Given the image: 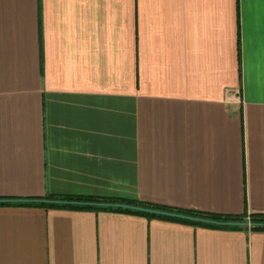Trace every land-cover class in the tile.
Returning <instances> with one entry per match:
<instances>
[{"label": "crops", "instance_id": "1", "mask_svg": "<svg viewBox=\"0 0 264 264\" xmlns=\"http://www.w3.org/2000/svg\"><path fill=\"white\" fill-rule=\"evenodd\" d=\"M47 196L264 215V0H0V197ZM0 264H264V230L7 205Z\"/></svg>", "mask_w": 264, "mask_h": 264}, {"label": "trees", "instance_id": "2", "mask_svg": "<svg viewBox=\"0 0 264 264\" xmlns=\"http://www.w3.org/2000/svg\"><path fill=\"white\" fill-rule=\"evenodd\" d=\"M4 200H8V198H1ZM13 200L10 202H3L0 203V206H7V205H26V206H38V207H45V208H57V209H72V210H93V211H117L121 213L133 214L138 216H143L149 219H159L167 222L172 223H179V224H187L192 226H201V227H208V228H216V229H224V228H232V229H242L243 227L240 226H221L215 223H202L196 222L192 220H188L185 218L179 217H172L166 214H176L186 217L192 218H199L205 219L212 222H245L246 217H249L250 224H255V226H251L252 230H264V215H247L244 213L240 216H229V215H220V214H213V213H204L198 212L197 210H190V209H182V208H175L167 205L145 202L140 200H124V199H107V198H96V197H73V196H63V197H56V196H47L42 199H9ZM8 200V201H9ZM43 200H56V201H67V202H87V203H104V204H122V205H129L133 207H138L147 210H152L160 212V214L150 213V212H143L141 210L135 209H126V208H115V207H107V206H95V205H78V204H59V203H46ZM164 213V214H163Z\"/></svg>", "mask_w": 264, "mask_h": 264}, {"label": "water", "instance_id": "3", "mask_svg": "<svg viewBox=\"0 0 264 264\" xmlns=\"http://www.w3.org/2000/svg\"><path fill=\"white\" fill-rule=\"evenodd\" d=\"M10 201H13V200H4V199H0V203H3V202H10ZM43 202H46V203H59V204H78V205H88V204H91V205H95V206H107V207H115V208H126V209H135V210H141L143 212H150V213H157V214H160V212H157L156 211H152V210H147V209H143L142 208H138V207H133V206H129V205H122V204H104L103 202L102 203H87V202H67V201H56V200H43ZM164 214V213H163ZM168 216H172V217H179V218H185V219H188V220H192V221H196V222H202V223H215V224H218V225H221V226H240V227H246V226H255V224H248V223H245V222H212V221H208V220H205V219H199V218H192V217H186V216H181V215H176V214H166Z\"/></svg>", "mask_w": 264, "mask_h": 264}, {"label": "rangeland", "instance_id": "4", "mask_svg": "<svg viewBox=\"0 0 264 264\" xmlns=\"http://www.w3.org/2000/svg\"><path fill=\"white\" fill-rule=\"evenodd\" d=\"M249 219H250L249 217H246L245 221L249 223L250 222Z\"/></svg>", "mask_w": 264, "mask_h": 264}]
</instances>
